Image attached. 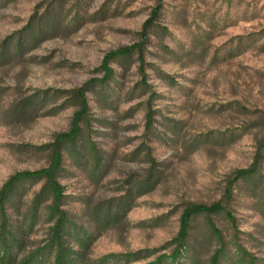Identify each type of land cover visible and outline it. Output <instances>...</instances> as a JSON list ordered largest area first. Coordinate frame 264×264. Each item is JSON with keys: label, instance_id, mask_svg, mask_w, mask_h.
Returning a JSON list of instances; mask_svg holds the SVG:
<instances>
[{"label": "rangeland", "instance_id": "rangeland-1", "mask_svg": "<svg viewBox=\"0 0 264 264\" xmlns=\"http://www.w3.org/2000/svg\"><path fill=\"white\" fill-rule=\"evenodd\" d=\"M134 44L142 52L112 60L113 76L87 92L78 152L63 149V207L94 235L90 262L168 258L185 208L222 199L264 139V0H0V187L49 164L50 143L80 110L73 90L104 76L109 51ZM256 177L225 199L239 230L223 211L198 214L179 264H212L213 225L226 241L218 264H237L238 246L264 264V160ZM42 184L23 182L6 205L25 252L53 223L47 195L28 224Z\"/></svg>", "mask_w": 264, "mask_h": 264}, {"label": "trees", "instance_id": "trees-1", "mask_svg": "<svg viewBox=\"0 0 264 264\" xmlns=\"http://www.w3.org/2000/svg\"><path fill=\"white\" fill-rule=\"evenodd\" d=\"M28 24L24 29L29 28ZM24 34H20L17 40V48L22 49L26 43ZM142 44H134L131 46H124L118 49L109 51L103 58L100 68L104 71L102 78H96L86 82L84 85L73 90L74 97L78 100L80 110L77 111L73 117L71 128L67 132H59L56 134L54 141L50 143L51 159L47 166L34 170H21L15 172L7 178V180L0 187V264H105L110 257L117 256L116 254L104 255L97 262H90L87 257V251L90 248L94 235L88 229L78 224V222L71 218L68 211L64 209L63 205L66 199L65 186L59 181V174L63 169L64 162V147L68 146L72 151L78 152L75 144L82 132L81 121L85 118V114L89 109V101L87 92L96 83H104L114 74V69L110 62L115 59L126 60L130 58L135 51L142 52ZM43 99L49 95V90H43ZM26 98L25 107L32 106L33 102ZM28 101V102H27ZM32 103V104H31ZM150 113L148 118L150 119ZM96 150V149H95ZM97 151V150H96ZM264 160V139L260 140L259 148L256 152L253 162L244 168L237 169L232 178L228 181L224 196L222 199L209 204H193L185 208L181 215L180 227L177 236L174 238L175 248L173 252L165 258L159 256L155 261L146 264H165L176 263L182 256L187 255L189 247L187 244L190 236V228L192 220L200 213H216L223 211L230 220L232 227L238 229V219L234 213L228 208L225 199L233 194V190L239 181H246L249 184L257 186L256 177L262 161ZM42 179L43 184L40 191L33 198V205L31 207L29 227H32L37 221V212L41 203L46 200V196L51 197L50 203L47 204L50 220L53 221L49 228L48 238L39 246L32 250L23 251V242L15 231L11 228L8 220V212L6 205L12 202V196L16 192L18 186L25 181ZM259 181V180H258ZM254 189V188H253ZM12 206L15 204L11 203ZM99 220L104 224H110L115 217L108 214L98 215ZM214 226L215 235L219 239L220 245L216 248L211 256V263L218 264L220 259L227 254L226 241L219 228ZM129 256H133L129 254ZM237 264H258L257 257L251 255L247 249L238 246L234 257H232Z\"/></svg>", "mask_w": 264, "mask_h": 264}]
</instances>
